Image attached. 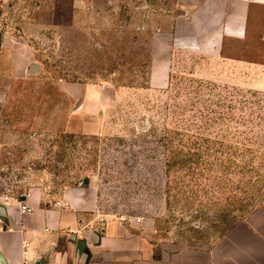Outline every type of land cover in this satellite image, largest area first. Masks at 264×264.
Segmentation results:
<instances>
[{
    "label": "rangeland",
    "instance_id": "obj_1",
    "mask_svg": "<svg viewBox=\"0 0 264 264\" xmlns=\"http://www.w3.org/2000/svg\"><path fill=\"white\" fill-rule=\"evenodd\" d=\"M172 2L0 6V196L53 201L89 179L100 212L156 218L177 247L210 246L264 205V6L224 60L176 51L169 84L152 88ZM61 83L99 86L108 104L86 116Z\"/></svg>",
    "mask_w": 264,
    "mask_h": 264
},
{
    "label": "crops",
    "instance_id": "obj_2",
    "mask_svg": "<svg viewBox=\"0 0 264 264\" xmlns=\"http://www.w3.org/2000/svg\"><path fill=\"white\" fill-rule=\"evenodd\" d=\"M10 1L0 0V6ZM254 6H264V0H173L159 14L165 29L158 26L155 37L158 43L164 37L166 43L163 49L157 43L150 86L167 87L176 51L224 60V40L245 38ZM60 86L70 98L83 100L79 109L86 116L108 104L99 86ZM25 201L31 213H24L15 198L0 196L5 208L0 215V253L5 264H264V205L210 246L177 247L158 237L156 218L121 222L100 212L89 179L86 186L68 188L56 200L45 201L36 193Z\"/></svg>",
    "mask_w": 264,
    "mask_h": 264
},
{
    "label": "water",
    "instance_id": "obj_3",
    "mask_svg": "<svg viewBox=\"0 0 264 264\" xmlns=\"http://www.w3.org/2000/svg\"><path fill=\"white\" fill-rule=\"evenodd\" d=\"M38 70H39V65H38V64H31V65L29 66L27 72H28L30 75H33V74H36V73L38 72ZM87 183H88V179H84L83 186H86ZM4 211H5V208L2 207V206H0V215H3V214H4ZM86 253H87V255L89 256V253H88V252H86ZM0 263H1V264H5L4 258H3V256H2L1 253H0Z\"/></svg>",
    "mask_w": 264,
    "mask_h": 264
},
{
    "label": "built area",
    "instance_id": "obj_4",
    "mask_svg": "<svg viewBox=\"0 0 264 264\" xmlns=\"http://www.w3.org/2000/svg\"><path fill=\"white\" fill-rule=\"evenodd\" d=\"M27 196H22V197H18L15 198L16 201L20 204V208L24 213H31L32 209L26 204V199ZM5 200H9V197H5ZM56 205H60L59 203H56ZM121 220V222H125L127 219L124 217H120L119 218Z\"/></svg>",
    "mask_w": 264,
    "mask_h": 264
},
{
    "label": "trees",
    "instance_id": "obj_5",
    "mask_svg": "<svg viewBox=\"0 0 264 264\" xmlns=\"http://www.w3.org/2000/svg\"><path fill=\"white\" fill-rule=\"evenodd\" d=\"M180 135H181V134H180ZM182 135H184V134H182ZM213 149H215V148H209V147H208V149H207V150H208V153H209V150H213ZM216 154H217V152H216ZM182 155L184 156L185 154H182ZM190 155L193 156V157H203V155H201L200 153H197V152L191 153ZM185 156H186V155H185ZM212 156H213V155H209V154L205 155V157H206L207 159H211V158H213V157L216 158V159H218L217 156H215V155H214L213 157H212ZM176 157H178V156L176 155Z\"/></svg>",
    "mask_w": 264,
    "mask_h": 264
}]
</instances>
